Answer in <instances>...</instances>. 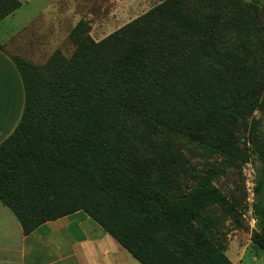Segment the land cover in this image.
<instances>
[{
	"label": "trees",
	"instance_id": "1",
	"mask_svg": "<svg viewBox=\"0 0 264 264\" xmlns=\"http://www.w3.org/2000/svg\"><path fill=\"white\" fill-rule=\"evenodd\" d=\"M186 2L163 0L70 56L56 51L41 65L13 58L25 104L0 144V201L24 234L84 210L142 264H235L202 215L223 199L220 189L209 182L181 203L169 198L182 155L171 134L245 161L236 131L249 113H264V93L234 87L219 69L206 74L222 41ZM20 6L0 0V21ZM258 151L264 157V139ZM256 193L253 241L264 250V172Z\"/></svg>",
	"mask_w": 264,
	"mask_h": 264
},
{
	"label": "rangeland",
	"instance_id": "2",
	"mask_svg": "<svg viewBox=\"0 0 264 264\" xmlns=\"http://www.w3.org/2000/svg\"><path fill=\"white\" fill-rule=\"evenodd\" d=\"M162 1L20 0L21 6L0 22V41L13 58L41 65L56 51L70 56L85 38L102 40ZM186 4L191 6L189 14L197 12L213 25L222 41V56L206 59V74L219 69L234 87L243 81L247 90L264 93V0H187ZM243 42L247 47L240 50ZM229 53L232 59L227 65ZM171 136L182 155L181 167L168 182L169 198L181 203L209 182L219 188L223 199L202 212L212 222L209 239L230 260L236 259V248L246 247L240 251L243 264H264V250L253 241L261 232L256 184L264 172V157L258 151L264 139V113L254 110L237 128V144L248 155L245 161L205 142L175 132ZM195 225L201 231L202 224ZM125 252L133 264H142Z\"/></svg>",
	"mask_w": 264,
	"mask_h": 264
},
{
	"label": "crops",
	"instance_id": "3",
	"mask_svg": "<svg viewBox=\"0 0 264 264\" xmlns=\"http://www.w3.org/2000/svg\"><path fill=\"white\" fill-rule=\"evenodd\" d=\"M3 44L0 41V144L14 131L25 104L21 74ZM236 249L237 257L231 260L243 264L242 250ZM125 251L84 210L47 221L24 234L16 215L0 201V264H133Z\"/></svg>",
	"mask_w": 264,
	"mask_h": 264
}]
</instances>
